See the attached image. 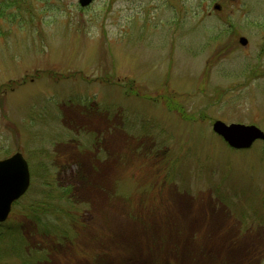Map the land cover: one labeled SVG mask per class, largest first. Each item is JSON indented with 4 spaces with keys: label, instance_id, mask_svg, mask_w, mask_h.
<instances>
[{
    "label": "rangeland",
    "instance_id": "1",
    "mask_svg": "<svg viewBox=\"0 0 264 264\" xmlns=\"http://www.w3.org/2000/svg\"><path fill=\"white\" fill-rule=\"evenodd\" d=\"M220 119L264 130V0H0V264H264V142Z\"/></svg>",
    "mask_w": 264,
    "mask_h": 264
},
{
    "label": "water",
    "instance_id": "2",
    "mask_svg": "<svg viewBox=\"0 0 264 264\" xmlns=\"http://www.w3.org/2000/svg\"><path fill=\"white\" fill-rule=\"evenodd\" d=\"M81 7H89L94 0H78ZM219 5L215 8L219 9ZM242 45L248 39L240 38ZM231 148L242 150L251 148L256 141L264 142V130L254 124L230 123L216 120L212 129ZM31 174L27 160L21 152L0 160V223L5 222L11 212L12 205L29 189Z\"/></svg>",
    "mask_w": 264,
    "mask_h": 264
},
{
    "label": "flooded vegetation",
    "instance_id": "3",
    "mask_svg": "<svg viewBox=\"0 0 264 264\" xmlns=\"http://www.w3.org/2000/svg\"><path fill=\"white\" fill-rule=\"evenodd\" d=\"M219 8H220V7H219ZM241 37H242V36L239 37V42H240V38H241ZM247 44H248V43H247ZM241 45H242V44H241ZM251 74H257V72H256V71H252Z\"/></svg>",
    "mask_w": 264,
    "mask_h": 264
},
{
    "label": "trees",
    "instance_id": "4",
    "mask_svg": "<svg viewBox=\"0 0 264 264\" xmlns=\"http://www.w3.org/2000/svg\"><path fill=\"white\" fill-rule=\"evenodd\" d=\"M4 224H0V226H3ZM0 244H1V241H0Z\"/></svg>",
    "mask_w": 264,
    "mask_h": 264
}]
</instances>
